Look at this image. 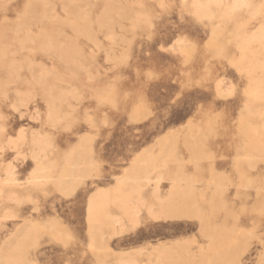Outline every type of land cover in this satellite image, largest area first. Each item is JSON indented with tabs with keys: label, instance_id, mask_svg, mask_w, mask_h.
<instances>
[{
	"label": "rangeland",
	"instance_id": "rangeland-1",
	"mask_svg": "<svg viewBox=\"0 0 264 264\" xmlns=\"http://www.w3.org/2000/svg\"><path fill=\"white\" fill-rule=\"evenodd\" d=\"M237 1L0 0V264L264 261V0Z\"/></svg>",
	"mask_w": 264,
	"mask_h": 264
},
{
	"label": "bare ground",
	"instance_id": "bare-ground-1",
	"mask_svg": "<svg viewBox=\"0 0 264 264\" xmlns=\"http://www.w3.org/2000/svg\"><path fill=\"white\" fill-rule=\"evenodd\" d=\"M236 2H239V1H237L236 0ZM237 5H238V3H237ZM203 6V5H202ZM239 6V5H238ZM199 7V6H198ZM204 9H206V8H204ZM233 13V12H232ZM184 43V42H183ZM40 158V157H39ZM77 158V157H76ZM41 159V158H40ZM45 159H46V157H45ZM42 160H43V158H42ZM37 162H40L39 161V159H38V161ZM47 163V162H46ZM49 163V162H48ZM39 164V163H38ZM43 165H45V164H43ZM155 165V164H154ZM42 165L41 164H39V167H41ZM46 166V168H47V165H45ZM49 166H50V164H49ZM151 166H152V163H151ZM153 167V166H152ZM38 168V167H37ZM45 167H42V169H44ZM42 169H40V171H42ZM49 169V168H48ZM48 169H46V171H49ZM142 171V170H141ZM36 172V171H35ZM34 172V173H35ZM50 172V171H49ZM151 172V171H150ZM43 173V172H42ZM72 173V172H71ZM143 173H145L144 171H143ZM142 173V174H143ZM48 174L49 173H47V175L46 174H44V175H40L39 176V174H38V176L39 177H41V178H46V177H48ZM137 174H139V173H137ZM70 174L69 173H65L64 174V176H69ZM72 175V174H71ZM35 176V175H34ZM137 176V175H136ZM132 177V176H131ZM130 177V178H131ZM140 177V176H139ZM60 178V177H59ZM63 178V177H62ZM62 178H61V180H62ZM74 178V177H73ZM66 179V178H65ZM141 179H143L145 182L147 181H150V179H151V177H150V175H149V172H147V173H145V174H143V176H141V178H138V179H136L137 181H136V183L138 184V185H136V183H135V187H133L132 189L133 190H131V191H133V193H136V194H138V193H140V187H141V184L143 183V182H141L140 180ZM35 180V179H34ZM40 180V179H39ZM38 180V181H39ZM67 180V179H66ZM68 180H70L69 178H68ZM44 181H45V179H44ZM60 181V180H59ZM63 181H64V179H63ZM135 182V181H134ZM144 182V183H145ZM80 184V183H79ZM143 185H145V184H143ZM152 187H154V186H152ZM64 192V191H63ZM143 192V191H142ZM142 192H141V194H142ZM157 192V191H156ZM117 193L122 197L121 198V200L120 201H118L119 202V204L121 205V207H120V205H118L120 208H123L124 210H125V212H129L130 211V209H131V202L128 200V198H127V196L126 195H124L123 193H122V191H120L119 189H117V192L115 193V194H113V195H117ZM153 193V192H152ZM126 194V193H125ZM113 195L112 196H108V195H106L104 192H98L96 195H95V197H93V198H91V200H90V203H89V206H88V218H89V222L92 224V225H95V224H102V223H104V221H113L112 223H115V222H117V219H112L113 217H112V215L108 212V213H106L105 214V205H106V203L110 200V199H112V197H113ZM160 195H161V193H160ZM155 196V195H154ZM141 197V196H140ZM158 198V197H157ZM156 198V199H157ZM175 199V198H174ZM117 200H119V198L117 199ZM116 201V200H115ZM164 201V200H163ZM163 201H160L161 203H163ZM166 201V200H165ZM167 201H169V200H167ZM141 202V201H140ZM139 202V203H140ZM117 202H115V204H116ZM158 203H159V201H158ZM165 203V202H164ZM118 204V203H117ZM116 204V205H117ZM166 204V203H165ZM162 258V257H161ZM165 258V257H164ZM164 258H162V260L164 259ZM11 261V260H10ZM12 262V261H11ZM10 263V262H9Z\"/></svg>",
	"mask_w": 264,
	"mask_h": 264
},
{
	"label": "snow or ice",
	"instance_id": "snow-or-ice-1",
	"mask_svg": "<svg viewBox=\"0 0 264 264\" xmlns=\"http://www.w3.org/2000/svg\"><path fill=\"white\" fill-rule=\"evenodd\" d=\"M262 235H264V221H262V228H261ZM262 244H264V238L260 241ZM238 264H242V262H238ZM261 264H264V261H261Z\"/></svg>",
	"mask_w": 264,
	"mask_h": 264
}]
</instances>
